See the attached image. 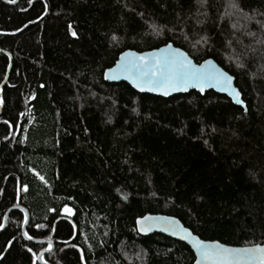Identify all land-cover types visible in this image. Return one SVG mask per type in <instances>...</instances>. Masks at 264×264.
I'll list each match as a JSON object with an SVG mask.
<instances>
[{
    "label": "trees",
    "instance_id": "obj_1",
    "mask_svg": "<svg viewBox=\"0 0 264 264\" xmlns=\"http://www.w3.org/2000/svg\"><path fill=\"white\" fill-rule=\"evenodd\" d=\"M262 14L264 0H0V50L12 57L0 224L21 205L32 237L11 210L0 264H41L47 245L35 240L53 242L46 264H193L185 244L138 234L146 214L203 240L264 244ZM168 43L233 76L245 109L213 91L160 98L103 80L121 52ZM8 65L0 52V84Z\"/></svg>",
    "mask_w": 264,
    "mask_h": 264
},
{
    "label": "snow or ice",
    "instance_id": "obj_2",
    "mask_svg": "<svg viewBox=\"0 0 264 264\" xmlns=\"http://www.w3.org/2000/svg\"><path fill=\"white\" fill-rule=\"evenodd\" d=\"M9 2L14 3L15 0H9ZM198 2L203 6L207 0H198ZM231 7L241 14L245 22L254 19V17L243 13L238 2L233 3ZM257 23L264 29V23L260 21H257ZM233 26L235 27V25ZM71 34L76 36L74 31ZM249 35L254 34L249 33ZM171 49L172 46L169 44L164 49H160L157 52H150L146 55H137L131 52L121 53V57L116 62V66L107 69L104 72V77L105 79H116L118 74H127V78L132 80L134 86L142 87L147 85L149 91H162L165 95L168 94L169 90L174 91L178 88L186 89L189 85L203 92L206 85L214 84L222 91L231 93L237 103H243L239 99V92L232 86L233 78L231 76L211 68L209 61H205L197 67L179 49H175L174 51ZM40 178L43 179V177ZM63 211L67 216L73 214L72 208L67 206L64 207ZM163 219L144 216L137 220V225L140 231H148L151 228L150 221L154 222ZM167 223L171 225L173 235L183 233L184 239H191L193 247L199 254L196 264H264V246L256 245L250 248H229L215 242L208 243L197 239L188 229L183 228L178 222L170 218L167 220ZM3 227L4 225L0 224V228ZM38 227L42 226L38 225ZM24 235L27 239H32L27 232ZM39 258L42 259V257Z\"/></svg>",
    "mask_w": 264,
    "mask_h": 264
},
{
    "label": "water",
    "instance_id": "obj_3",
    "mask_svg": "<svg viewBox=\"0 0 264 264\" xmlns=\"http://www.w3.org/2000/svg\"><path fill=\"white\" fill-rule=\"evenodd\" d=\"M2 1H5V2H7V3L13 5V4H15L18 0H15L14 3H10V2H8V1H6V0H2ZM169 44H170V43L165 44V45H163V46H160V47H158V48L151 49V50H147V51H143V52H137V51H134V50H130V49H128V50H125V51H123V52H121V53H124V52H131V53H135V54H137V55H146V54H148V53H150V52H157V51H159L160 49H164V48L166 47V45H169ZM170 45L172 46V49H171L172 51H174L175 49H179L181 52H183V53L188 57V59L191 60V62H192L193 65L199 67V66H200L201 64H203L205 61H209V62H210V67H211V68H214V69L219 70V71H221V72L227 73L229 76H231L228 72H226L223 68H221V67H220V66H219V65H218L213 59H211V58H207V59L201 61L200 63H196V62H195V61H194V60L188 55V53L185 52L183 49H181V48H179V47H176V46H174V45H172V44H170ZM0 52H2V53H4V54L8 55V57H9V65H8V68H7V71H6L5 77H4L3 81H2L1 84H0V89H2L3 86L7 83V79H8L9 71H10V68H11V63H12V57H11V55H10L8 52H6V51L0 50ZM121 53L118 55V57H117L116 61L114 62V64H113L111 67H109V68H114V67L116 66V62L120 59V57H121ZM109 68H106V69L103 71V74H102V76H103V80H104L106 83H124V84H127L129 87H131L135 92H137V93H139V94H147V95H150V96H155V97H160V98H168V97H171V96H173V95L187 94V93H189V92H191V91H195V92H197V93H199V94H204L205 92L213 91V92H215L216 94L226 96L227 98H229V99L231 100V102H232L234 105L239 106V107H242L243 109H245V104H244V102H243L242 104L237 103V102H236V99L233 97V95H232L231 93H229L228 91H222L219 87L215 86L214 84H212V85H206L205 88H204V91H203V92H201L198 88L189 85V86H187L186 89H185V88H178L177 90H174V91H173V90H169L168 94L165 95L162 91H149L147 85H144V86H142V87H136V86H134L132 80L127 78V74H118L116 79H105V77H104V72H105L107 69H109ZM231 77L233 78V79H232V86H233V88L236 89L237 92H239V94H240V95H239V99L242 101L241 93H240L239 89L235 86V79H234L233 76H231ZM1 97H2V94H1V92H0V100H1ZM1 109H2V107H1V104H0V112H1ZM13 209H18V210H20V211H22V212L24 213V224H23V227H22V229H21V232H22V235L25 236V235H24V233H25V227H26V224H27V222H28L29 215H28L26 209H25L23 206H21V205H17V206H13V207L9 208V210H8V211L6 212V214H5V217H4V220H3V225H4V227H5V225H6V223H7L8 214H9V212H10L11 210H13ZM144 216H150V217H154V218H155V217H159V218H164V219H163V220H156V221H154V222L150 221V223H151V228H150V230H148V231H140V229H139V227H138V225H137V220H138V219H141V218L144 217ZM144 216L138 218V219L136 220V222H135V226H136V230H137L138 234H140V235H142V236H148V235H152V234H160V235L166 236V237H168V238H170V239H172V240H175V241H178V242H180V243L185 244V245H186V246L192 251V253L194 254V262H193V264H196V261H197V259L199 258V254L197 253L196 249L193 247V243H192L191 239H184V238H183V237H184V234H183V233H180V234H178V235H173V234H172V228H171V225H170L169 223H167V220L170 218L171 220L178 222V224H179L180 226H182L183 228L188 229V231L192 233V231H191L189 228L185 227V226H184V225H183V224H182L177 218H175V217H173V216H168V215H164V214H146V215H144ZM1 229H3V228H0V230H1ZM192 235L195 236V237H197V239H199V240H203V239L199 238L198 236H196V235L193 234V233H192ZM70 241H71V240H70ZM70 241H69V242H70ZM203 241L208 242V243H213V242H215V243H218V244L224 245L225 247H229V248H250V247H254V246H256V245L264 246V244H253V245H247V246H239V247H235V246H228V245L222 244V243H220V242H218V241H209V240H203ZM34 242L37 243V244H41V245H47V248L44 249V250H41V251L38 253V255H37V261H38L39 263H41V264H46L45 261L43 260V256H44L45 254H47V253L53 248V246H54V245H53V242H52L51 240H35ZM39 257H42V259L39 258Z\"/></svg>",
    "mask_w": 264,
    "mask_h": 264
}]
</instances>
